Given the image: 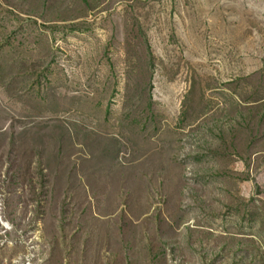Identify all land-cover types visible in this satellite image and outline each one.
<instances>
[{
    "label": "rangeland",
    "instance_id": "obj_1",
    "mask_svg": "<svg viewBox=\"0 0 264 264\" xmlns=\"http://www.w3.org/2000/svg\"><path fill=\"white\" fill-rule=\"evenodd\" d=\"M0 264H264V0H0Z\"/></svg>",
    "mask_w": 264,
    "mask_h": 264
}]
</instances>
